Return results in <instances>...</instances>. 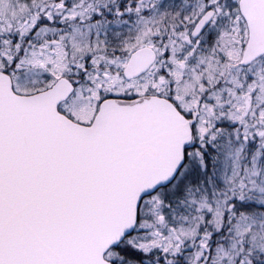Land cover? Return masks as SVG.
Wrapping results in <instances>:
<instances>
[{
    "label": "snow or ice",
    "instance_id": "6c2138e0",
    "mask_svg": "<svg viewBox=\"0 0 264 264\" xmlns=\"http://www.w3.org/2000/svg\"><path fill=\"white\" fill-rule=\"evenodd\" d=\"M0 264H264V0H0Z\"/></svg>",
    "mask_w": 264,
    "mask_h": 264
}]
</instances>
